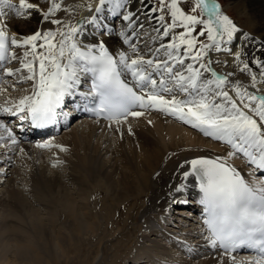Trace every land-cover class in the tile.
Here are the masks:
<instances>
[{
	"label": "bare ground",
	"instance_id": "bare-ground-1",
	"mask_svg": "<svg viewBox=\"0 0 264 264\" xmlns=\"http://www.w3.org/2000/svg\"><path fill=\"white\" fill-rule=\"evenodd\" d=\"M18 1L0 4V13H3L0 21L6 23L10 35L15 34L19 39L37 30L58 27L48 21L41 22L42 12L47 11L50 0L45 1L44 8L37 4L38 0H30L40 9L30 17L28 13L18 14ZM233 1L242 12L245 9L250 24L247 29L254 34L250 37L256 38L251 42L244 36L238 37V45L242 47L241 60H252V57L264 60V0ZM57 2L62 6L80 5L72 16L62 10L54 14V18L75 23L79 18H90L99 0ZM85 3L91 4L88 14H84L88 8ZM129 7L137 13L139 22L135 25L137 30L128 31L138 33V30L148 28L163 36L154 30L162 28L157 19L149 18V15L155 16L149 13L146 2L127 0L125 10ZM120 21L109 16L103 23L111 32L118 26L120 32L127 23ZM119 32L93 41L87 37L94 33L87 31L81 39L83 43L104 40L108 48L119 47L131 53L122 43ZM138 39L139 36L135 37V42L138 43ZM150 41L155 39L150 38L147 43ZM143 43H138L140 49ZM28 49L29 46L10 49L17 59L8 60L5 68H20V59ZM226 53L214 50L212 56L209 55L212 68L222 74L233 73L230 77L233 82L239 80L248 91L259 89L258 94H264V83L259 81L257 66L249 65L258 76L253 88L250 76L239 71L242 65L238 61L229 63L224 59ZM35 67L38 71V63ZM19 75L5 76L4 82L8 85L0 88V104L29 94L33 82L17 83ZM23 75H28L26 69ZM209 76L205 73V78ZM85 79L81 77L82 83L78 87L85 84ZM226 90L235 98L230 88ZM10 91L15 93L10 94ZM7 119V113H0V120L11 130L16 142L12 143L8 133L0 129V264L253 262L249 257L218 252L216 247L208 244L207 231L200 219L203 206L198 201L201 193L195 189L191 176L182 179L183 172L189 171L188 165L180 167L184 161L217 156L227 158L230 165L251 179L264 177V172L256 171L243 154L228 157L234 150L225 141L205 136L179 119L153 109L120 123L78 120L59 136H49L42 141H18L19 131L16 133L6 124ZM38 144L52 146L42 148L37 147ZM57 145H62L65 150ZM182 184L184 188L177 193L175 189Z\"/></svg>",
	"mask_w": 264,
	"mask_h": 264
},
{
	"label": "snow or ice",
	"instance_id": "snow-or-ice-1",
	"mask_svg": "<svg viewBox=\"0 0 264 264\" xmlns=\"http://www.w3.org/2000/svg\"><path fill=\"white\" fill-rule=\"evenodd\" d=\"M8 2L0 0V4ZM126 3L127 0H99L90 18L73 23L54 18V14L62 10L72 16L80 5L62 6L57 0H50L47 11L42 12L41 22L48 21L58 27L37 30L19 39L15 34L9 35L6 23L0 21V63L17 59L10 49L29 46L20 59V68L0 67V72L5 76L20 74L17 83L33 82L29 94L0 104V113L19 115L20 120L30 119L34 127H45L56 121L65 98L76 94L86 99L98 98L93 112L114 123L143 114L134 108H151L179 119L205 136L225 141L234 150L228 153V157L241 153L256 171L264 172V94H258L259 89L248 91L239 80L233 82L230 79L233 73H218L212 68L213 61L205 59L212 50L232 54L225 45H230L241 32L223 13L218 0H193L188 12L179 6V0H159V11L167 9L172 23L154 30L163 36H168L177 27L183 31L172 35L168 44L149 49L151 55L148 58L139 52V45L135 42L137 33L128 31L134 29L139 17L130 7L125 10ZM88 9L91 10V4ZM31 10L40 11L37 4L19 0L18 14L28 13L30 17ZM157 10L150 8L149 13ZM109 16L127 22L119 37L133 53L132 58L124 51L113 55L104 40L82 42L87 31L85 24L95 27L97 32L111 35L103 23ZM149 18L164 22L163 15H149ZM197 26L201 27L194 35ZM205 34L207 43L199 42L197 36ZM243 36L251 42L256 41L248 33ZM39 41L43 42L37 43ZM161 52L166 58L157 59ZM29 56L30 60L27 59ZM241 56V52H236L234 59L242 65L239 71L250 76L251 86L255 88L258 81L250 64L257 66L259 81L264 83V60H241ZM186 60L192 62L186 64ZM25 69L26 76L23 75ZM205 73L210 74L209 78H205ZM81 77L90 79V88L87 92L77 93ZM0 129L8 133L12 143L16 142L3 120H0ZM51 146L37 145L42 148ZM57 147L65 150L62 145ZM185 165L190 169L183 172L182 179L194 177L201 193L198 203L203 206L208 244L218 246L226 253L242 247L256 250L259 258L250 264H264V179L247 180L241 171L228 163L227 158L219 156L186 160L180 167ZM183 188L182 184L175 191L179 193Z\"/></svg>",
	"mask_w": 264,
	"mask_h": 264
},
{
	"label": "rangeland",
	"instance_id": "rangeland-1",
	"mask_svg": "<svg viewBox=\"0 0 264 264\" xmlns=\"http://www.w3.org/2000/svg\"><path fill=\"white\" fill-rule=\"evenodd\" d=\"M28 2H30V3H32L30 0H27ZM45 1L46 0H38V2H37V4H39V5H42V7L44 8V7H46V4H45ZM143 2H146L147 4H148V6H149V8H156V9H158L156 12H154V13H152V15H154L155 17H159V16H161V15H163L164 16V22L163 23H161V22H159V24H160V26H161V28H163V26L165 25V24H171L172 23V20H171V17H170V15H169V13H168V11H167V9H165L163 12H161V11H159V8H160V4H159V0H143ZM192 2H193V0H179V6L183 9V10H185V12H188L189 10H190V8L192 7ZM234 1L233 0H218V3L220 4V6H221V10L223 11V13H225L226 15H228L234 22H235V24L238 26V28L239 29H241V32L240 33H237L236 34V37H235V39L233 40V42L230 44V45H226L227 47H229L230 49H231V53L232 54H229V53H226L225 55H224V59L225 60H227L229 63L230 62H233V61H236L235 59H234V54L236 53V52H240L241 51V49H242V47L240 46V44L238 45V43H239V41L237 40L238 39V37L239 38H241L242 36H243V34L244 33H250L249 34V36L250 35H254L252 32H251V30H250V32L248 31V29H247V26H250V24L247 22V13L245 12V9H243L244 10V12H242L241 11V9H239L238 7H236L235 6V2L233 3ZM18 3H19V1H18ZM85 5L86 6H88L87 5V3H85ZM43 8H41V10L43 9ZM233 9V10H232ZM36 10H31V12H30V14H33L34 12H35ZM86 12H88V8L86 9V10H84V13H86ZM89 12H90V10H89ZM88 14V13H87ZM243 14H245V15H243ZM84 15V14H83ZM82 15V16H83ZM120 21V20H119ZM145 21H147V20H145ZM245 21V22H244ZM121 22V21H120ZM122 23V22H121ZM245 24V25H244ZM247 24V25H246ZM125 26H126V24H125ZM84 27L89 31V32H93L94 33V37L92 38L91 36H88L87 37V39H91V40H96L98 37L100 38V37H105V38H107L108 37V33H106V32H103V31H101V32H97L96 30H95V28L93 27V26H91V25H88V24H85L84 25ZM200 27L201 26H197V28H196V32L194 33V35L196 34V33H198L199 32V30H200ZM134 30H137L136 29V27H135V25H134ZM143 31V32H142ZM183 31V29L182 28H180V27H177V28H175V29H172L171 31H170V34L168 35V36H166V38L165 39H163L164 38V36H160V35H158V37L157 38H155L156 36H157V34L154 32V31H151V30H148V28H146V30H141V31H139L138 30V33H137V35H136V37H138L139 36V42H144V44H145V46L143 47V48H139V52H140V54L141 55H143L145 58H148L150 55H151V53L149 52V49L151 48V49H155V48H158L159 46H160V44H162L163 42V40H166V42H164L163 44H167V43H169V42H171V38H172V35H174V34H178V33H180V32H182ZM115 32V31H114ZM118 32V30L116 29V32L115 33H117ZM110 33H113V32H110ZM147 35V36H146ZM96 36V37H95ZM150 38H155V41H152L150 44L149 43H147V41L150 39ZM142 39V40H141ZM146 39V40H145ZM197 39H198V41L199 42H201V43H207V35L205 34L204 36H197ZM141 42V43H142ZM155 42V43H154ZM155 44V45H154ZM115 45V44H114ZM113 45V46H114ZM157 45V46H156ZM233 45H235V46H233ZM112 46V47H113ZM199 46V44H197V47ZM225 46V47H226ZM153 47V48H152ZM183 47V46H182ZM233 47V48H232ZM110 50H112L111 48H110ZM140 50H142V51H140ZM235 50V51H234ZM214 50H212L211 52H210V57L212 56V52H213ZM258 51V50H257ZM161 53H162V55H161ZM160 53V55L159 56H157V59H164V58H166V57H164V55H163V52H161ZM131 57H133V53L130 55ZM209 56L208 57H206L205 59H209L210 58ZM255 57V56H254ZM252 59H253V57H252ZM188 62L190 61V62H192L191 60H187ZM257 78H258V76H257ZM11 94V93H10ZM95 196L96 197H101V196H99L98 194H95ZM102 198V197H101ZM93 243H94V241H93ZM121 263H123V262H118V264H121Z\"/></svg>",
	"mask_w": 264,
	"mask_h": 264
}]
</instances>
